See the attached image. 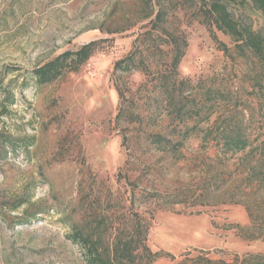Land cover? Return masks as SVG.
Here are the masks:
<instances>
[{"label":"rangeland","instance_id":"374dc122","mask_svg":"<svg viewBox=\"0 0 264 264\" xmlns=\"http://www.w3.org/2000/svg\"><path fill=\"white\" fill-rule=\"evenodd\" d=\"M226 2L240 29L264 43V18L251 1ZM139 4L0 0V264H85L62 218L94 228L96 216L125 213L130 187L118 177L122 170L133 181V211L149 228L147 247L169 255L153 264H242L248 255L253 259L244 264H264V242L236 236L250 226L245 207L228 203L253 201L234 191L232 165H264V152L224 157L213 146L200 147L199 129L184 140L196 118L188 128L174 119L177 106L186 104L189 115L201 95L179 79L194 86L215 79L212 89L227 85L234 92L247 133L264 137V56L236 49L214 30L229 50L225 56L201 23L196 0H158L151 9H166L162 26L169 36L137 37L145 23ZM170 37L184 51L176 71ZM98 40L104 41L99 51L77 72L45 86L28 77L47 60ZM160 40L169 43L162 54L154 49ZM133 43L140 54L133 66L116 69ZM155 135L183 146L160 151ZM24 196L32 211L44 213L19 224L22 208L12 207Z\"/></svg>","mask_w":264,"mask_h":264},{"label":"trees","instance_id":"16d2710c","mask_svg":"<svg viewBox=\"0 0 264 264\" xmlns=\"http://www.w3.org/2000/svg\"><path fill=\"white\" fill-rule=\"evenodd\" d=\"M137 1L140 3V9L144 15L142 21H145L139 28L140 31L136 33L137 37L139 35H143L145 38L147 36L152 37L154 34L169 36V33L162 26L167 16L166 9L164 7H159L157 10L151 9V5H154L155 2L158 3V0ZM250 1L253 7L264 18V0ZM196 4L200 16L203 14L206 19V23L204 21L201 23L203 25L205 24L211 39L217 47H220L219 50L225 56L229 55V50L225 44L217 40L214 30L229 37L233 44H236V49H245L261 58L264 56V43L262 39L258 35L250 33L247 29H240V26L228 11V2L226 0H210L209 2L196 0ZM172 41L177 46L176 52L171 59V65L176 71L184 56V51H179V44L175 39L172 38ZM103 43L104 41L102 40L92 41L77 49L65 51L33 68L28 77L37 86L52 84L67 74L77 72L82 65L88 62L99 51ZM168 45L169 43L162 40L155 46L153 44L155 52L159 54H162L163 46L167 47ZM138 52L139 49L133 43L130 52L116 62L115 68L121 71L129 70L133 66L139 54ZM140 71L147 74L146 69ZM163 72L168 73L166 70ZM161 78L166 84L167 79L163 76ZM179 80L181 86L194 88L196 92L201 94L200 97L195 98L198 102L191 104L192 108L189 111V115H185L186 104L177 106L174 110V119L177 120V123L184 126V128H188L186 123L192 122L196 118V123H194L191 129H186L184 140L190 138L191 135H195V132L199 129L201 136H195L200 141V147L207 149L213 146L224 157L245 156L259 150L264 152V137L262 134L259 133L253 138L247 133L246 123L238 119L237 115L239 114L237 112L236 102L234 101L236 97L232 96L234 92L231 91L229 86L224 85L214 90L211 85H213L212 83L215 79H198L196 86L190 80ZM116 91L118 98L122 100V92L118 88H116ZM168 95L169 93L166 89L164 96L168 97ZM14 100L12 95L6 99L7 102H10V105L14 104ZM5 111L7 110L3 107L2 112ZM201 112H204L203 116ZM154 140L156 141L154 144L158 145L159 150L163 152H168L167 146H171L170 149L172 151H178L183 146V142L173 143L160 135H155ZM17 150H11L9 153ZM9 153L8 151L6 152L3 160L7 158V154ZM232 166L234 169L236 168L232 175V177L234 176L232 186L234 191L244 192L245 196L253 198V201L249 204L241 201L228 202L229 204L244 206L250 222L248 229L238 228L236 236L246 242L258 240L264 242V165ZM123 171L118 172V177L125 179L128 183L127 185L130 187V189L126 190L129 207L124 210L125 213H121L119 216L114 214L103 217L96 216L94 219V228L82 226V224L70 222L68 219L62 218L64 225L70 228L68 238L80 247V250L83 252L85 264H139L140 261L142 263L144 262L143 264H153L156 260L169 256L162 252L152 253L147 247L146 237L149 228L139 218L138 213L133 211L135 197L134 189L131 188L133 181L127 176L123 177ZM224 174H226V171H224ZM227 176V179L229 178L232 181L231 176ZM225 192L228 191L226 190ZM21 208L22 217H20L19 224L24 222L25 224L29 223L31 220L36 219V216L44 213L41 209L32 211L33 205H31L29 198L26 196L20 198L12 207V210L18 211ZM102 227L105 228L102 229ZM252 259L253 257L248 255L243 259L242 264ZM259 259L264 260V256H260Z\"/></svg>","mask_w":264,"mask_h":264},{"label":"built area","instance_id":"2783aa9c","mask_svg":"<svg viewBox=\"0 0 264 264\" xmlns=\"http://www.w3.org/2000/svg\"><path fill=\"white\" fill-rule=\"evenodd\" d=\"M10 156H11V153L8 154V157H10Z\"/></svg>","mask_w":264,"mask_h":264}]
</instances>
